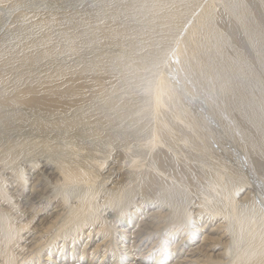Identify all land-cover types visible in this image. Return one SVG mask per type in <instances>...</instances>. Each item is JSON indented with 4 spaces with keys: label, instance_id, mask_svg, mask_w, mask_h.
Wrapping results in <instances>:
<instances>
[{
    "label": "bare ground",
    "instance_id": "obj_1",
    "mask_svg": "<svg viewBox=\"0 0 264 264\" xmlns=\"http://www.w3.org/2000/svg\"><path fill=\"white\" fill-rule=\"evenodd\" d=\"M63 125L107 151L0 153V264H264V0H93L19 27L0 126Z\"/></svg>",
    "mask_w": 264,
    "mask_h": 264
},
{
    "label": "rangeland",
    "instance_id": "obj_2",
    "mask_svg": "<svg viewBox=\"0 0 264 264\" xmlns=\"http://www.w3.org/2000/svg\"><path fill=\"white\" fill-rule=\"evenodd\" d=\"M91 1L93 0H15V1L10 0L5 3H0V41L1 39L3 40V38L5 39L9 35L13 34V32H15L19 27L20 29L21 28L24 29V28H27V26H30L32 23L34 24L38 17H42L44 15L48 16L51 14L56 15V16L58 15L61 16L65 13L82 10L84 7L88 6L91 3ZM28 23L30 25H28ZM82 53L83 54L87 53V50L80 52V54ZM77 56H78V53L77 54L73 53V55L67 54L66 56L65 55L56 56L59 61H57L56 57L55 58L53 57L54 59L48 58L38 65H29V66L22 65V67L23 69L30 71V72L31 71L41 72L46 69L55 67L59 63H63V62L68 63L74 60ZM41 65L43 69L41 68ZM124 124L126 127L129 126L128 128L131 130L135 128V124L133 125L131 123H124ZM80 127L68 129L67 127H64L63 125L60 127H54V128L51 127V129L47 131V129H42V128L35 129V130L31 128L29 130L26 128L17 129L11 126H8V127L0 126V153L4 152L8 148L9 149L17 148V149H22V150L24 149V151L28 154L27 157L33 156L32 158H35V156L37 155L45 156V155H51V154L55 156H61L62 154L63 155L65 154L64 156L66 157H69V156L74 157L75 154L86 156V155H92V154H95L96 152H99L98 151L99 149L103 151H107L105 146H103L97 139L95 138L91 139L88 137L85 140L84 138H82L83 133H86L87 130L84 129V127L82 128ZM139 137L140 136L136 137L135 140H133V142L134 143L137 142L138 141L137 139H139ZM80 152H83V153H80ZM99 153L103 154L102 152H99ZM137 219H138L137 216L133 218V221L135 224H137L136 222ZM87 241L88 239L83 240V243L81 244V248L84 247L85 242ZM59 251L60 249L57 250V256H56L58 257L57 261L62 259L63 263L71 264L73 263V261L76 260L74 257H76V253L78 252L74 253V249L69 250V258L67 259H64L63 252H59ZM47 256L48 255H45V258H47ZM56 257H54L52 260H54ZM108 257L111 259H114L113 257H110V255L107 253L104 257L100 258L101 259L100 262L108 259ZM96 258L97 257L94 258L93 262L96 260ZM152 258L153 257H151L150 261H152ZM123 264H129V259L124 261Z\"/></svg>",
    "mask_w": 264,
    "mask_h": 264
}]
</instances>
